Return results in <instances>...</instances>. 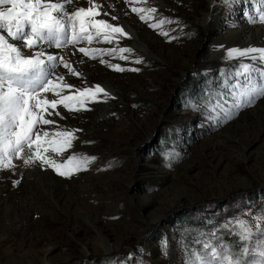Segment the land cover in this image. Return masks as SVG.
<instances>
[{
    "label": "rangeland",
    "instance_id": "1",
    "mask_svg": "<svg viewBox=\"0 0 264 264\" xmlns=\"http://www.w3.org/2000/svg\"><path fill=\"white\" fill-rule=\"evenodd\" d=\"M215 1L225 13L216 24L208 20L209 0H166L163 9L150 0L133 5L156 7L152 23L171 19L173 23L162 26L169 36L131 13L157 38L154 56L122 39L119 46L131 47L132 59L143 63L121 61L118 52L103 56L110 64L139 69L116 72L104 64L119 89L118 97L110 94L103 102L108 113L96 103L80 112L58 106L79 131L73 146L53 158L95 159L71 178L47 168L49 182H10V203L20 197L32 206L21 214V224L3 229L0 248L5 258L17 263L24 253L30 260L17 264H44L45 252L52 250L53 264H186L189 237L193 250L202 251L205 241L232 240L239 249L244 242L225 229V223L244 220L257 231L256 216L264 214V98L225 122L233 77L241 62L250 61L229 60L224 49L214 51L213 42L222 36L224 19L238 16L248 21L240 11L245 9L248 18L254 16L252 10L258 16L260 6L257 0ZM97 43L90 47H117ZM81 83L86 85L83 79ZM59 126L67 129L63 123ZM218 137H224L222 145L216 143ZM150 223L157 225L151 231L146 228ZM259 223L264 226V221ZM140 241L145 245L132 250Z\"/></svg>",
    "mask_w": 264,
    "mask_h": 264
},
{
    "label": "snow or ice",
    "instance_id": "2",
    "mask_svg": "<svg viewBox=\"0 0 264 264\" xmlns=\"http://www.w3.org/2000/svg\"><path fill=\"white\" fill-rule=\"evenodd\" d=\"M123 2L142 22L160 30L161 35L169 36L162 26L173 23L171 19L150 22L155 18L156 7L133 6L138 0ZM231 2L235 3V0ZM257 4L260 6L258 16H250L249 22L264 23V0H257ZM102 5L103 0H87V6H80L77 0H0V171L14 170V161L19 160L28 167L38 162L61 177L71 178L77 172L87 170L89 160L95 159L73 155L66 162H58L49 154L62 156L73 146L76 131H79L60 129L51 119L53 116L64 118L57 110L58 106L69 112H80L90 110L86 105L98 102L101 95L110 96L99 84L77 88L67 82L64 74L56 71L62 66L71 76L79 78L82 75L74 62L63 54L65 50L73 49L69 56L78 52L91 60L100 58L101 63L116 72H137L139 69L110 64L103 56L113 57L118 52L121 61L143 63L139 58L132 59L131 47L119 46L120 41L131 38V34L125 26L110 22L118 21L119 17ZM94 42L117 47H90ZM81 44L88 46L80 47ZM53 48L60 52L47 50ZM227 56L230 59L246 58L250 62H241L233 77L232 104L226 112L225 122L241 109L253 106L257 99L264 98V46L232 48L227 51ZM48 125L57 130L43 127ZM19 183V179L13 181L14 186ZM256 219L255 233L247 221L237 220L234 225L225 223L224 228L244 242L238 250L233 251L227 243L205 241L201 245L202 251L190 252L186 264H264V226L259 223L264 221V214ZM254 236L257 239L250 248L247 245Z\"/></svg>",
    "mask_w": 264,
    "mask_h": 264
},
{
    "label": "bare ground",
    "instance_id": "3",
    "mask_svg": "<svg viewBox=\"0 0 264 264\" xmlns=\"http://www.w3.org/2000/svg\"><path fill=\"white\" fill-rule=\"evenodd\" d=\"M151 1L157 3L160 6L159 7L160 9H163V7H165L166 5V0H150V2ZM209 1H210L209 8L211 12L209 13L208 20L210 24H216L218 21H220L221 18L224 17L223 14L225 13L222 12V7L219 4H217L215 0H209ZM77 2L80 6H87V0H77ZM150 2L149 5H151ZM102 6L106 11L110 10L112 14L117 15L119 17L118 21H110V22L125 26L126 31H128L131 34V38H124L126 42L131 43L132 45H134V47L140 48L141 51L143 50L148 56H154L152 48L155 45L157 38L154 35H152L151 32L149 33L148 31H146L145 27H143L144 25L142 26V24H140L138 18L135 17L136 15L131 14L129 8L125 3H123L120 0H103ZM204 21L205 22L207 21L206 16L204 17ZM222 23H223L222 36L221 38L214 40L213 42L214 51H217L218 49H224L225 55L227 56V51L232 48L243 49L249 46H257V47L264 46V25H251L250 23H248V21L238 16L232 17V19L226 18L223 20ZM71 51H73V49L69 48L65 50L63 54L74 62V66L77 68L79 72L82 73V78L81 80H77L75 76H71L70 74H68L67 70L61 66L56 71L60 74H64L65 79L67 80L68 83L78 86V88L83 87V83H81L82 79L86 81V85L84 87H88V86L94 87L97 84L100 85V83H103V87H105L106 91H108L112 95V97H118L119 89L117 86H115L113 80L110 78L109 73L106 72L107 69L104 68L105 65L103 63H101L100 61L88 62L87 61L88 59L87 60H85L86 58L83 59L82 58L83 56L82 57L79 56L78 53L74 56H69L68 54ZM54 52L59 53L60 50L58 51L55 50ZM229 60H236V59L229 58ZM109 61L107 62L109 63ZM98 77H100V79L102 78L103 80L101 79V81H97ZM48 95L51 96V94ZM105 98L106 97H103L101 95L98 99V102H96V104L99 106H103L104 112L108 113L110 108L108 110L107 108L109 106L103 105ZM89 103L94 104L92 102ZM61 109L62 108L58 109V111L62 113L64 118L61 119L60 117L53 116L51 117V119L55 120L58 126L59 124L61 125L63 123L68 130H76L74 121H72V119L69 118L67 114L65 115V113ZM55 128L56 127L52 125L51 127H48L46 129L53 130ZM218 138L220 139L216 143L217 144L221 143L220 145H222V142L224 141V137H218ZM14 163L16 164L14 170L0 171V176L5 178L4 181L0 180V236L1 234L4 233L3 231L4 228L11 227L14 224L15 226L16 224L18 225L21 224L23 218V215L21 214H23L27 206H32L30 203H28L27 205V202H29L26 201L27 198L26 200H24L21 199L20 197H14L13 199L15 200L10 203L8 199L9 196H7V193L10 191L9 185H12L10 182L13 179L15 180L19 179L21 181L24 180L28 182L31 180V178H33L34 183L36 181H40L43 179L49 182V180L52 179L50 173L46 172L47 168L45 166H42L38 162L31 167L24 166L22 162L19 160L14 161ZM34 183H32L31 181L30 185ZM45 192L48 196H51L52 194V190L50 188L48 189V187L46 186H45ZM10 194L11 196L13 195V193ZM154 221L157 222L156 220ZM156 226L155 224L150 223L149 226H147L146 228L147 230L151 231ZM3 236L5 235L3 234L2 237ZM2 237H0V244H2L3 242ZM143 239L142 240L144 241V243H146L145 238ZM143 241H140L139 245H132L131 249L136 251L140 246L142 245L144 246L145 244H143ZM1 249L2 248H0V264H12V263L17 264V263H23L26 260H30L29 257L22 256V255H27L24 253L19 255L18 257L19 259L17 263L14 258H13L14 260H8L7 258L4 257L5 252L2 253ZM8 251L11 259V257H13L11 255L13 254V251H11V249H9ZM123 251H125V249H123ZM43 262L44 264H53L52 250H48L45 252Z\"/></svg>",
    "mask_w": 264,
    "mask_h": 264
},
{
    "label": "trees",
    "instance_id": "4",
    "mask_svg": "<svg viewBox=\"0 0 264 264\" xmlns=\"http://www.w3.org/2000/svg\"><path fill=\"white\" fill-rule=\"evenodd\" d=\"M154 148L156 149V146ZM187 235H190V231H187ZM190 239H191L190 237L187 238V243H188V246H189V251L191 252L193 250V248H194V245L192 244V242L190 241ZM228 243H229L230 246H232L233 251L238 250L237 249V246H236V243L233 240L232 241H229Z\"/></svg>",
    "mask_w": 264,
    "mask_h": 264
},
{
    "label": "built area",
    "instance_id": "5",
    "mask_svg": "<svg viewBox=\"0 0 264 264\" xmlns=\"http://www.w3.org/2000/svg\"><path fill=\"white\" fill-rule=\"evenodd\" d=\"M136 255H137L138 257H142V256H144V253H143V254L137 253Z\"/></svg>",
    "mask_w": 264,
    "mask_h": 264
}]
</instances>
